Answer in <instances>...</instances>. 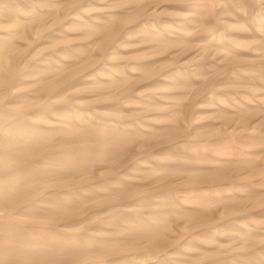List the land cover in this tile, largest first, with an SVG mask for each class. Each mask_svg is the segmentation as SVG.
<instances>
[{
  "label": "rangeland",
  "instance_id": "1",
  "mask_svg": "<svg viewBox=\"0 0 264 264\" xmlns=\"http://www.w3.org/2000/svg\"><path fill=\"white\" fill-rule=\"evenodd\" d=\"M0 264H264V0H0Z\"/></svg>",
  "mask_w": 264,
  "mask_h": 264
}]
</instances>
